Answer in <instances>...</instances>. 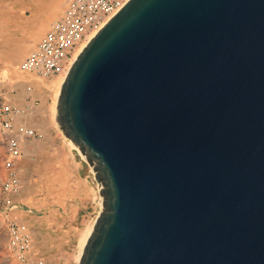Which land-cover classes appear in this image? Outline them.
Masks as SVG:
<instances>
[{"label":"water","instance_id":"95a60500","mask_svg":"<svg viewBox=\"0 0 264 264\" xmlns=\"http://www.w3.org/2000/svg\"><path fill=\"white\" fill-rule=\"evenodd\" d=\"M55 122L98 186L77 264H264V0H129Z\"/></svg>","mask_w":264,"mask_h":264},{"label":"rangeland","instance_id":"374dc122","mask_svg":"<svg viewBox=\"0 0 264 264\" xmlns=\"http://www.w3.org/2000/svg\"><path fill=\"white\" fill-rule=\"evenodd\" d=\"M65 1L0 0V75L6 79V89L17 87L20 105H25L28 97L36 101L27 120L44 133L42 141L24 145L19 169L23 188L17 197V216L32 231L41 256L62 264H77L81 235L92 229L99 211L98 186L91 168L81 167V159L76 158L55 122L53 84L57 78L34 82V91L28 93L19 70L36 41L63 11ZM6 156V136L0 130V211ZM86 167L89 169L84 175ZM0 264H16L8 249L1 214Z\"/></svg>","mask_w":264,"mask_h":264},{"label":"built area","instance_id":"2783aa9c","mask_svg":"<svg viewBox=\"0 0 264 264\" xmlns=\"http://www.w3.org/2000/svg\"><path fill=\"white\" fill-rule=\"evenodd\" d=\"M128 1L66 0L63 11L53 20L19 69L25 90L32 93L34 82L53 81L65 73L76 51L87 44L92 35ZM5 82L6 79L0 75V130L6 136L7 149L3 164L5 173L1 179L3 199L0 214L6 225L8 249L16 264H62L36 252L32 231L17 216L20 209L17 197L23 188L19 169L24 145L29 141H42L44 133L26 121L36 101L28 97L26 104L20 105L15 100L17 87L6 89ZM22 120L19 127L18 122Z\"/></svg>","mask_w":264,"mask_h":264},{"label":"bare ground","instance_id":"6f19581e","mask_svg":"<svg viewBox=\"0 0 264 264\" xmlns=\"http://www.w3.org/2000/svg\"><path fill=\"white\" fill-rule=\"evenodd\" d=\"M94 35H95V33L92 35V37H93ZM92 37H91V38H92ZM85 45H86V43H85L84 45H82V46L76 51V53H75V55H74V59L72 60V63H73L74 60L77 58V56H78L79 53L82 51V49L85 47ZM72 63L70 64L69 68L71 67ZM69 68H68V70H69ZM68 70H66L65 73H63L61 76H59V77L56 79V81L54 82V84H53V86H54V88H55V102H54V106H53V111H54V113L56 112V103H57V99H58L59 91H60V89H61V86H62V84H63L64 78H65L66 73H67ZM54 116H55V115H54ZM72 147H73V149H76V150L78 151V153L81 155V153L79 152V150H78L74 145H72ZM81 158H82V160H85L84 157H83L82 155H81ZM90 232H91V230H89V231H85V232H83L82 235H81V238H80V241H79V242H80V243H79V246H80V248H81V251H82V249H83V247H84V244H85V242H86V240H87V238H88ZM80 255H81V252H80ZM79 258H80V257H79Z\"/></svg>","mask_w":264,"mask_h":264},{"label":"crops","instance_id":"0c3cea01","mask_svg":"<svg viewBox=\"0 0 264 264\" xmlns=\"http://www.w3.org/2000/svg\"><path fill=\"white\" fill-rule=\"evenodd\" d=\"M45 35V33H42V37ZM42 37H39V39L36 41V43H35V45H34V47L37 45V43L41 40V38ZM13 87V86H12ZM17 95H18V92L16 93V95H15V100H16V102L18 103V99H17ZM27 122H28V120H26ZM22 123H23V120L22 121H19L18 122V126L20 127V126H22ZM28 124V123H27ZM34 245H35V242H34ZM35 250H36V252L38 253V254H41L39 251H38V248L36 247V245H35Z\"/></svg>","mask_w":264,"mask_h":264},{"label":"trees","instance_id":"16d2710c","mask_svg":"<svg viewBox=\"0 0 264 264\" xmlns=\"http://www.w3.org/2000/svg\"><path fill=\"white\" fill-rule=\"evenodd\" d=\"M88 169H89L88 167H86V168L84 169V172H83V174H84V175H86V174H87V172H88Z\"/></svg>","mask_w":264,"mask_h":264}]
</instances>
